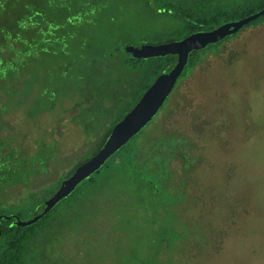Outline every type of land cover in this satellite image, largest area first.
I'll list each match as a JSON object with an SVG mask.
<instances>
[{
  "label": "rangeland",
  "instance_id": "rangeland-1",
  "mask_svg": "<svg viewBox=\"0 0 264 264\" xmlns=\"http://www.w3.org/2000/svg\"><path fill=\"white\" fill-rule=\"evenodd\" d=\"M143 1L123 0L115 9L118 20L134 32L147 31L139 33L138 46L155 44L158 40L147 34L173 25L171 19L153 18ZM213 77L219 81L216 91L201 81ZM177 85L136 147L137 169L146 175L162 170L157 195L165 199L156 204L144 190V202L137 203L128 170L113 169L73 211L57 213L55 226L32 250L41 264H264V122L256 119L264 114V24L242 30L221 54L210 55L192 80ZM217 92L224 101L207 116L218 114L219 139L231 133V138H248L237 155L225 140L209 151L198 170L186 168L181 146L166 153L162 145L181 135L189 119H205L201 102ZM57 102L51 115L33 119L28 127L29 144L34 140L30 154L47 149L50 158L31 182L0 187L2 214L31 220L38 201L54 194L57 182L96 149L113 117L104 112L103 124L89 127L82 114L99 117L91 114V106L101 102L95 96L78 99L68 93ZM11 119L14 126L25 127L19 116ZM191 126L198 137L199 128ZM173 229L182 234L179 239L172 238ZM170 238L172 243L163 242Z\"/></svg>",
  "mask_w": 264,
  "mask_h": 264
},
{
  "label": "trees",
  "instance_id": "trees-1",
  "mask_svg": "<svg viewBox=\"0 0 264 264\" xmlns=\"http://www.w3.org/2000/svg\"><path fill=\"white\" fill-rule=\"evenodd\" d=\"M122 2L0 0V187L29 183L34 179V174L40 171L38 167L47 164L50 158L47 149H41L42 152L39 150L33 156L30 154L34 140L30 145L27 137H31L32 132L28 127L33 119L51 115L60 95L66 97L68 93H74L78 99L95 96L96 100L101 101L91 106V114H99V117L86 118V112L82 114L89 127L102 125L106 119L102 115L104 112L113 113V117L107 120L109 127L87 161L104 146L113 127L133 109L154 81L176 64L178 57L175 55L137 59L126 52V46H138L139 33L144 35L147 31L134 32L133 26L118 20L115 9L121 8ZM142 5L153 18L162 21L171 19L173 22L164 31L147 34L146 37L157 39L155 44H159L181 40L195 32L213 30L226 22L251 16L264 9V0H144ZM263 24L264 15L244 29ZM241 31L206 49L193 51L178 84L192 80L197 75L198 67L210 55L221 54L224 45L236 39ZM201 81L203 84L211 83L212 89L216 91L219 81L214 80V77ZM210 96L201 102L205 119L198 117L195 123L189 119L186 127L179 129L181 135L173 136L162 145L166 153H170L176 145L181 146L186 168L198 170L209 151L225 140L229 141L228 148H235L237 155L240 145L248 138H231V133L227 139H219V116L216 113L210 118L207 114L210 110L218 111L217 104L224 99L219 92ZM14 116H19L26 123L25 127L14 126L11 119ZM233 119L238 123L240 116L235 115ZM256 119L264 122V114L260 113ZM193 124L196 130L199 128L198 137L192 132ZM145 135H148L147 129L132 138L93 177L82 182L70 197L62 200L37 223L18 226L16 217L20 219L19 216L2 214L0 211V216L9 217L0 220V264H41L32 252L39 238L55 226L61 212L73 211L80 201L97 189L101 178L117 167L128 170L135 185L137 203L143 201L144 190L156 204L162 198L165 199L157 195L158 189L163 187L160 181L162 170L158 168L146 175L136 166V147ZM44 159L46 161L42 162ZM83 162L61 178L57 187ZM150 175L153 176L148 179ZM52 194H47V197ZM165 197L170 199L173 196L166 194ZM46 199L36 202V215L43 212ZM172 231V238L179 239L182 236L175 229ZM172 238L163 242L172 243Z\"/></svg>",
  "mask_w": 264,
  "mask_h": 264
},
{
  "label": "water",
  "instance_id": "water-1",
  "mask_svg": "<svg viewBox=\"0 0 264 264\" xmlns=\"http://www.w3.org/2000/svg\"><path fill=\"white\" fill-rule=\"evenodd\" d=\"M263 15L264 9L243 19L226 22L213 30L195 32L181 40L126 46V52L137 59L175 55L178 57L177 62L171 70L164 72L154 81L133 109L113 127L104 146L89 160L79 165L72 175L61 182L57 191L45 200L43 212L35 215L29 221H22L16 217L17 225L25 227L37 223L62 200L70 197L82 182L93 177L115 153L138 135L153 120L173 93L185 72L193 51L203 50L211 44L222 42ZM8 218L5 215L0 216V220ZM1 234L0 223V236Z\"/></svg>",
  "mask_w": 264,
  "mask_h": 264
},
{
  "label": "flooded vegetation",
  "instance_id": "flooded-vegetation-1",
  "mask_svg": "<svg viewBox=\"0 0 264 264\" xmlns=\"http://www.w3.org/2000/svg\"><path fill=\"white\" fill-rule=\"evenodd\" d=\"M90 159V158H89ZM59 188V187H58ZM57 191V190H56ZM55 193V192H54ZM15 216V215H14Z\"/></svg>",
  "mask_w": 264,
  "mask_h": 264
}]
</instances>
